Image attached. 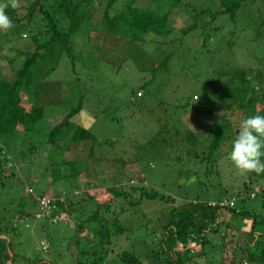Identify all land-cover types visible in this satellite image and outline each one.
<instances>
[{
    "label": "rangeland",
    "instance_id": "374dc122",
    "mask_svg": "<svg viewBox=\"0 0 264 264\" xmlns=\"http://www.w3.org/2000/svg\"><path fill=\"white\" fill-rule=\"evenodd\" d=\"M28 1L20 0V5L26 6ZM105 1L94 3L99 9L96 11L101 12ZM125 1L118 0L111 13ZM137 2L145 7L153 4L157 12L160 6L161 13L167 12L169 26L162 31L169 32L162 35L154 30L144 36L143 44L129 50L126 39L116 45L111 38L105 47L96 49L93 46L98 39L94 35L90 44L76 38L72 42L76 55L73 65L64 53L50 72L45 66L51 67L53 61L51 64L44 60L35 67L33 99L36 97V104L45 108V117L39 123L44 127L29 135L20 128L12 139L14 146L10 150L3 148L0 154V224L9 225L20 200H31V193L58 196L63 191L75 192L71 200L77 204H71L70 210L66 205V213L60 212L57 219L62 221L56 224L34 219L25 223V228L12 237L11 249L17 254V264L39 259L72 264L78 249L89 251L87 244L97 240L95 229H77L79 221L95 211L109 220L108 228L115 235L113 248L130 250L148 264H158L153 260L156 257L164 261L168 250L190 255L185 264H232L233 256L238 262L236 253L238 246L244 245L248 220L220 211L221 219H229L237 226L235 231L229 227L226 232V224L222 223L217 232L206 233L210 244L204 250L199 246L198 253H190L191 249L181 250L183 240L167 239L163 225L169 214L176 215L186 203L219 202L237 198V192L245 198L255 192L254 198L238 202V206H253L257 215L264 216V182L259 179L248 184L247 173H241L229 159L238 132L224 141L211 162L199 161L210 140L209 128L226 120L230 111L223 109L210 116L196 112L201 102L208 106L215 102L219 86L238 68L247 71L258 96L264 94V0L242 1L234 20L221 13L210 21L205 14L195 20L194 14L205 8L218 9L220 0H180L174 6L170 0ZM20 10L18 15L24 16L21 22L13 23L15 26L7 32L0 30V76L9 81L15 74L8 58H13L17 50L32 52L33 34L42 33L43 41L47 30L40 14L33 11L28 18L22 7ZM87 24L79 32L82 39L88 35ZM192 24L197 28L182 34V29ZM166 55H170L166 65L152 74ZM151 77L152 82L146 84ZM24 97L28 99L30 94ZM79 97L82 111L70 119V126L87 128L95 139L85 143L69 141L67 146L61 140V149H54L46 143L44 130L76 105ZM233 109L231 131L236 132L248 116ZM191 132L197 138L192 143L187 140ZM70 136L71 131L64 139ZM70 168L80 171V175L71 176ZM244 183L249 185L247 189H243ZM137 186L173 199L139 200ZM111 187L130 197L106 192ZM27 205L30 209L31 204ZM40 241L48 242L47 252L40 249ZM192 242H187L188 247L195 244ZM242 259L239 264H256L245 254Z\"/></svg>",
    "mask_w": 264,
    "mask_h": 264
},
{
    "label": "trees",
    "instance_id": "16d2710c",
    "mask_svg": "<svg viewBox=\"0 0 264 264\" xmlns=\"http://www.w3.org/2000/svg\"><path fill=\"white\" fill-rule=\"evenodd\" d=\"M96 1L100 0H30L26 6H20L26 12L25 17L30 18L33 11H35V14H40L47 30L44 32L45 39L43 41H40L42 33L33 34L32 42L35 43V47L32 52L17 50L13 58H8L9 61H7L9 62L10 68L15 74V78L12 81L0 76V154L3 153V148L10 150L14 146L12 139H15L20 128L24 129L23 132L25 135L35 133L37 130H43L44 126L39 123L45 117V108L42 105L36 104L34 101L36 97L33 99L36 94L35 67L38 62L44 63V60H47V63L50 62L52 64L53 61L54 65L52 64L51 67L45 66L48 72H50L58 64L59 57L65 53L70 59L71 65H73L76 55L72 51V47L74 46L72 42L76 38L81 39L84 44H90L89 41H93L92 38L94 35L98 39V44L93 46L96 49L100 45L105 47L110 42H107V40L111 38L116 45L121 40L126 39L128 41L127 49L129 50L132 47L138 46V44H143L145 41L144 36L154 30H158V33L162 35L169 32L162 31L169 22L167 12L161 13L160 6V11L157 12L153 4L145 7L140 5L137 0H126L120 9L111 13L113 5L118 0H106L101 12H98L96 10L99 9H96V6H94ZM157 1L159 0H152L153 3ZM179 1L170 0L172 6L178 4ZM242 1L244 0H220L218 9L211 10L210 8H205L200 13L194 14V19L201 18V15L205 14L208 17V21H210L216 15L225 13L229 15L231 20H234L235 13ZM3 3H8V0H3ZM20 7L13 9L9 4L5 10L15 25H18L21 22V17H24L18 15V12L21 11ZM12 15L13 17H11ZM86 23H88L85 26L88 35L82 39L80 38L79 32L81 33V29ZM195 28H197L195 24L184 27L182 34H186ZM169 56L166 55L160 64L152 69V74H155L159 68H163L166 65ZM21 57L23 58L22 63L17 65ZM152 80L153 77L146 84L152 82ZM254 87L246 70L242 68L235 69L234 72L229 74L228 79L219 86L215 102L211 106H208L203 101L198 109H195L199 115L203 116H210L223 109L230 111L226 120L215 123L209 128L210 140L206 146L205 153H203V157L199 159L200 162L203 163L205 160L211 162L210 159L220 149L224 141L238 132L237 130L236 132L231 131L234 126L231 121L235 111L233 108L238 109L243 114L245 113L248 117L256 114L264 115V94L258 96ZM26 94H30L28 99L24 97ZM82 107V98L79 97L76 105H73V107L65 111L59 117L58 121L48 128L49 130H44L46 132L45 141L48 145L54 147V149H61L59 142L63 141L65 146H67L69 141L82 143L94 141L95 135L87 128L70 126V119L81 112ZM205 107L207 108L204 109ZM69 131H71V136L65 140V135ZM187 140L191 143L195 142L197 140L196 135L191 132L187 136ZM91 149L92 147L89 148L88 154L91 153ZM261 160L264 162V157H261ZM68 164L69 166H73V162H69ZM70 170L69 174L71 176L77 177L80 175V171H75L74 168H70ZM247 177L248 184L259 179L264 182V172L259 174L248 172ZM247 183L243 184V189L249 187ZM136 189L140 190L139 200L143 198L146 200L158 198L161 201L173 199L170 196L158 193L156 190H146L143 186H137ZM106 192L112 193L115 197H130L129 193L121 192L117 187L107 188ZM249 194L244 198L237 192V198L231 197L227 200H220L219 202L212 201L214 205H211V202L203 203L199 201L182 205L176 215L169 214V219L163 225L164 230L169 235L167 239L170 238L171 241L183 240L181 250L191 249L192 251L190 253H198L196 247L199 246L201 250H204L210 244L207 239V232H217L218 226L222 223L226 224V232L227 229L230 230L229 227L233 228L234 231L237 228V226L234 227L231 224L229 219L220 218V211L224 210L228 215L249 221V228L244 233V245L238 246L239 251L236 253V258H239L238 262L235 263V256H233L231 263L239 264V260L243 262L242 257L245 254L248 260H252L256 264H264V216L257 215L253 211V208H255L253 206L249 209L238 206V202L250 199ZM71 195L75 196V192L70 194L63 191L58 196L47 193H43V195L41 193H31L29 194L31 200L26 202L22 198L18 206H16L17 210L15 214L9 219L10 221L8 223L10 224H0V264H7V262L17 264V254L11 249L12 237L16 236L18 231L25 227H23L24 225L20 227L18 222L14 221L16 216L23 218L25 223L34 219L44 221L50 225L56 224L62 221L57 219L60 212L66 213V205H68V209L70 210L71 204H77V202L71 200ZM41 196L50 199L52 206L47 213H45L37 201ZM89 198L92 197L90 196ZM231 200H233L232 206L219 205L222 201ZM28 202L31 204L30 209H27ZM129 203L131 206L135 205L133 201H129ZM262 205L264 206V203ZM36 212L41 213V217L35 218ZM98 213L95 211L86 220L79 221L78 231L86 227L95 229L97 240L94 244H87L89 251L78 249L79 252L76 253L75 261L72 264H148L147 261L140 260L130 250L113 248L112 242L115 235H112L108 228L107 222L109 220L99 216ZM240 226L238 225V231L241 229ZM29 227L30 225H28ZM189 241H193L195 244L188 247L187 242ZM39 244L42 251H48L47 241H40ZM201 250L199 249V251ZM156 258L153 260L158 262V264H185L190 258V255L186 253L181 255V251L171 252L168 250V256L164 261ZM22 264H26V262ZM31 264L53 263L50 260L45 259L44 261L39 259L36 262H31Z\"/></svg>",
    "mask_w": 264,
    "mask_h": 264
},
{
    "label": "clouds",
    "instance_id": "9594fccd",
    "mask_svg": "<svg viewBox=\"0 0 264 264\" xmlns=\"http://www.w3.org/2000/svg\"><path fill=\"white\" fill-rule=\"evenodd\" d=\"M9 4L19 8L20 0H8L0 4V30L7 32L14 25L6 13ZM264 115L256 114L245 118L239 125L238 134L233 140L229 159L241 173L264 172Z\"/></svg>",
    "mask_w": 264,
    "mask_h": 264
},
{
    "label": "built area",
    "instance_id": "2783aa9c",
    "mask_svg": "<svg viewBox=\"0 0 264 264\" xmlns=\"http://www.w3.org/2000/svg\"><path fill=\"white\" fill-rule=\"evenodd\" d=\"M254 195H255V193L254 192H251L249 194V197L252 198V197H254ZM37 201L39 202L40 207L45 211V213H47L49 211L50 207L52 206L51 205V202H50V199L47 198V197H45V196L39 197L37 199ZM211 205H214V203L211 202ZM219 205H221V206H228V205L232 206L233 205V200H231V201H222V202L219 203ZM41 215L42 214L39 213V212H36V214H35L36 217H41ZM14 221L15 222H18V224L20 226H22V225L25 224L24 219L21 218V217H17L16 216L15 219H14Z\"/></svg>",
    "mask_w": 264,
    "mask_h": 264
}]
</instances>
